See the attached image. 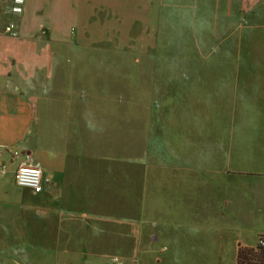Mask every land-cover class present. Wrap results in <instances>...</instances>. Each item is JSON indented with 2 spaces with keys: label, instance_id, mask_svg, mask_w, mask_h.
<instances>
[{
  "label": "crops",
  "instance_id": "1",
  "mask_svg": "<svg viewBox=\"0 0 264 264\" xmlns=\"http://www.w3.org/2000/svg\"><path fill=\"white\" fill-rule=\"evenodd\" d=\"M247 1L25 0L16 12V0H0V168L7 166L0 170V264H117L115 255L125 264H238L240 249L256 247L264 236V173H244L254 178L232 185L230 151L220 130L217 151L202 158L180 151L177 162L165 166L170 173L161 166L158 189L151 188L156 178L150 172L112 177L98 170L97 155L85 153L87 116L111 118L118 107L108 100L118 96L120 82L128 98L132 82L114 73L116 60L100 58L90 62L103 74L90 90L88 62L74 57L87 46L102 51L112 37L118 50L141 51L152 35L172 27L179 34L224 35L238 43L240 54L247 31L264 25L260 15L252 19L246 11ZM10 22L17 37L3 33ZM255 63V74L203 80L209 128L210 112L221 117V108L235 121L241 90L250 94V84L264 81L260 61ZM200 159L210 165H199ZM25 160L43 169L41 193L16 182ZM103 179L128 188V217H98Z\"/></svg>",
  "mask_w": 264,
  "mask_h": 264
},
{
  "label": "rangeland",
  "instance_id": "2",
  "mask_svg": "<svg viewBox=\"0 0 264 264\" xmlns=\"http://www.w3.org/2000/svg\"><path fill=\"white\" fill-rule=\"evenodd\" d=\"M245 7L252 19H257L260 15L262 20L260 24H264L263 1L248 0ZM254 10L258 12L252 13ZM233 19V16L228 17L230 22ZM257 21L255 20L256 23ZM238 26L235 25L234 28L238 29ZM246 37L247 46L250 44L255 46L253 60L260 61L259 74L262 77L264 76V25H257L252 30H248ZM114 41L116 42L117 39L112 37V40L103 43L102 51L96 47L87 46L81 50L80 56L78 51L74 56L88 62L85 71L87 72L86 81H93L92 84L90 82L91 87L88 86L90 90L94 89L95 84L100 82L103 76L95 72L100 68L91 66L90 62L98 61L100 58L116 60L119 67H113L114 73L118 72L122 78L128 77L132 82L130 84L133 85L131 89L129 84V95L126 98V93L122 90L123 83L120 82L118 96L108 100L111 106L118 107L113 109L111 118L101 113L87 116L88 145L85 153L97 155L98 170L113 172L112 177L116 176L115 173L120 176L128 171L145 174L150 172L151 176L156 178L161 171L164 174L171 172L165 166L171 160L177 162V152L185 151L179 153L181 156L192 155L202 158L209 152L217 151L219 140H221L218 139L217 132L220 130L230 151L229 170L232 185L254 178L244 173H264V81H260V84L254 82L250 84L252 88L250 94H247L246 88L241 90L240 106L235 121H231L233 113L228 108H221L219 109L221 113H225L221 117L215 111L210 112L212 127L209 128L206 108L208 100L201 90L189 89L183 92V99L178 100L173 96L166 100L159 97L158 83L164 75L166 78L168 73L162 68H157L159 58L156 52H159L157 47L160 41L158 34L152 35L145 45H142L140 41L139 44L142 45L143 50H136L133 53L114 48ZM246 44H243L245 57L248 54ZM102 69L108 70L106 67ZM226 86L231 89L226 91L231 92L233 84L229 83ZM243 86H249V84ZM130 90H134L133 97ZM90 121L93 123L91 124ZM221 123H225L224 129L220 127ZM93 140L99 147L91 146ZM110 145L113 146L111 149H109ZM122 146L131 147V153H124ZM199 161V165H210L203 159ZM219 163L227 166L226 161L223 163L222 159ZM161 166L163 168L160 171ZM157 182V178L156 182L151 181L152 190L159 188L160 185ZM102 183L100 196L102 203L96 211L98 217L108 219L128 217L125 204L128 188L122 185L117 186L116 179H103Z\"/></svg>",
  "mask_w": 264,
  "mask_h": 264
},
{
  "label": "trees",
  "instance_id": "3",
  "mask_svg": "<svg viewBox=\"0 0 264 264\" xmlns=\"http://www.w3.org/2000/svg\"><path fill=\"white\" fill-rule=\"evenodd\" d=\"M170 4V7L173 6ZM175 32L172 27L159 35L157 68L168 73L158 83L161 99H170L172 96L177 97V100L183 99V92L189 89L205 91L207 83L203 80L209 76L235 73L251 75L257 70L253 60L255 46L252 44H246L248 54L245 57V49H241L239 54L238 43L234 45L233 40H228L224 35ZM238 264H264V247L240 249Z\"/></svg>",
  "mask_w": 264,
  "mask_h": 264
},
{
  "label": "built area",
  "instance_id": "4",
  "mask_svg": "<svg viewBox=\"0 0 264 264\" xmlns=\"http://www.w3.org/2000/svg\"><path fill=\"white\" fill-rule=\"evenodd\" d=\"M17 6L14 8L16 12L23 11V4L25 0H16ZM3 33L11 37H17L19 32L16 28L14 22L7 23L3 28ZM20 152L14 150V156H19ZM0 170L2 172L7 171V166L2 165ZM43 169L37 163L33 161H22L20 164L17 173H16V182L19 186L28 187L32 189L36 194L41 193L44 189V177ZM264 247V236H260L255 248ZM112 260L117 264H125L122 258L118 255L112 257Z\"/></svg>",
  "mask_w": 264,
  "mask_h": 264
}]
</instances>
